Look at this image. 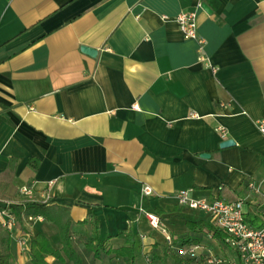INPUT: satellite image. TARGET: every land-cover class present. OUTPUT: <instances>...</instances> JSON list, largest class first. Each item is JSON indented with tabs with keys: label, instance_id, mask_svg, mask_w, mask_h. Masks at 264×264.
<instances>
[{
	"label": "crops",
	"instance_id": "1",
	"mask_svg": "<svg viewBox=\"0 0 264 264\" xmlns=\"http://www.w3.org/2000/svg\"><path fill=\"white\" fill-rule=\"evenodd\" d=\"M183 12H196L203 49L180 31ZM263 119L264 0H0V204L16 205L27 186L34 201L69 209L82 264H126L96 259L90 245L127 248L130 231L135 264L172 259H158L168 243L146 213L173 241L191 239L204 264L215 254L239 264L224 242L189 230L214 224L177 193L244 200L260 225L248 186L264 180ZM22 218L11 232L0 226L11 264H32L31 236L62 249L58 226ZM62 257L46 261L74 264Z\"/></svg>",
	"mask_w": 264,
	"mask_h": 264
},
{
	"label": "built area",
	"instance_id": "2",
	"mask_svg": "<svg viewBox=\"0 0 264 264\" xmlns=\"http://www.w3.org/2000/svg\"><path fill=\"white\" fill-rule=\"evenodd\" d=\"M177 22L180 31L187 39L196 41L200 49H203L205 42L199 36L197 27L196 12H183ZM258 130L264 136V119L258 121ZM218 131L225 137L223 129ZM251 193L258 195L261 199L260 218L261 224L255 225L250 218L247 217L245 210V201H227L224 199H215L213 201L205 198H195L190 190H181L177 193L178 204L181 207H186L191 210L201 211L206 213L211 222L226 235L225 244L236 252L239 264H264V180L260 183H251L248 186ZM143 193L147 196L152 195V189L145 187ZM20 195L22 199L34 201L35 197L30 187L22 188ZM149 225L156 230H160L166 237L168 246H172L173 239L167 231L160 216L152 213H146ZM20 218L13 211L0 208V226L7 231H12L20 222ZM34 216L23 217L27 224L35 221ZM23 247H27L25 239L20 240ZM199 247H180L177 252L185 258H196ZM227 264L222 258L211 257L208 259V264Z\"/></svg>",
	"mask_w": 264,
	"mask_h": 264
},
{
	"label": "trees",
	"instance_id": "3",
	"mask_svg": "<svg viewBox=\"0 0 264 264\" xmlns=\"http://www.w3.org/2000/svg\"><path fill=\"white\" fill-rule=\"evenodd\" d=\"M3 186H0L2 189ZM9 199L4 196L3 190L0 192V201H8ZM0 208L13 211L18 217L22 215L34 216V217H45L49 222L54 223L58 226L62 241V249L55 250L51 245L49 240L42 234L37 236H31L29 255L31 257L32 264H49L46 261V258L53 256L61 261H64L62 257V252L67 256L70 261H73L74 264H82L80 256L75 251L72 244L71 236V224L72 217L69 209L59 207L56 205H49L48 203L37 202V201H28V200H18L16 205L0 204ZM189 230L199 229L200 231H206L212 235V237L219 239L222 242H226V235L216 226L205 223V222H186ZM95 229L97 230L96 225L94 224ZM126 244L129 245L127 248L123 247L116 250H104L103 246L97 242V239L94 240L90 245V249L94 253L96 259H100L102 253L105 254H115L117 256L123 257L126 264H135V236L130 231L126 235ZM193 244L191 239L181 238L174 240L172 246L164 251L163 256L160 260H165L168 257H171L174 261V264H204V260L200 257L196 258H185L178 254L176 248L187 247ZM7 247L0 246V264H11L10 259L6 254ZM208 261V260H207ZM226 264V263H225ZM228 264V263H227Z\"/></svg>",
	"mask_w": 264,
	"mask_h": 264
},
{
	"label": "water",
	"instance_id": "4",
	"mask_svg": "<svg viewBox=\"0 0 264 264\" xmlns=\"http://www.w3.org/2000/svg\"><path fill=\"white\" fill-rule=\"evenodd\" d=\"M203 9L208 10V8L206 6H203ZM82 52L92 56V57H96L97 55V51L92 49V48H88V47H82ZM236 145L234 140H225L224 142L221 143L220 148L224 149V148H229V147H234Z\"/></svg>",
	"mask_w": 264,
	"mask_h": 264
},
{
	"label": "rangeland",
	"instance_id": "5",
	"mask_svg": "<svg viewBox=\"0 0 264 264\" xmlns=\"http://www.w3.org/2000/svg\"><path fill=\"white\" fill-rule=\"evenodd\" d=\"M181 215H182V217H187V214H185V213H182ZM197 217H201V218L207 219L208 216L205 213H201ZM180 234L181 233H176V236H180ZM214 256H215L214 258H222L223 257L222 255H218L217 256L216 254ZM153 259H154V257L152 258V256H151L150 257V263H152ZM163 264H174V261H173V259H170V260H167V261L163 262Z\"/></svg>",
	"mask_w": 264,
	"mask_h": 264
}]
</instances>
